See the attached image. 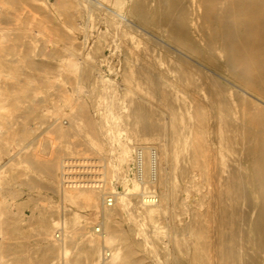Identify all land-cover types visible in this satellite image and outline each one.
<instances>
[{
  "label": "bare ground",
  "instance_id": "bare-ground-1",
  "mask_svg": "<svg viewBox=\"0 0 264 264\" xmlns=\"http://www.w3.org/2000/svg\"><path fill=\"white\" fill-rule=\"evenodd\" d=\"M130 1L127 8L119 9L107 0L81 4L89 16L92 9L99 11L106 23L131 38L124 49L140 64L130 71L129 87L144 85L151 105L174 108L178 99L182 111L171 146L155 148L156 176L152 148L140 146L145 150V170L135 185L142 189L140 196L152 194L158 201L147 205L140 198L141 211L129 215L132 220L153 219L165 215L170 206L179 207L195 231L190 264H264V0ZM77 50L72 45L70 67H79L83 79H92L95 73V80L107 87L101 72H93V64L80 62ZM164 57L170 60L172 76L162 67ZM178 91L185 92L181 99ZM142 109L137 106L148 131L143 141L148 143L163 124L155 109ZM130 150L124 145L118 165L131 161L126 156ZM99 163L93 165L85 158L60 163L63 198L99 211V201L105 203L114 193V208L125 207L131 200L130 189L113 190L111 179L119 182L121 176L111 174L115 167L106 160ZM175 169L180 172L178 184L172 175ZM69 174L72 177H66ZM32 214L39 218L44 242L37 264H47L53 252L45 241L54 229L63 230L58 254L67 264H97L107 253L103 264H145L106 206L96 217L99 232L93 227L88 238L84 232L75 237L64 221L50 220L33 208ZM131 225L146 235L153 253L162 252L164 237L172 240L177 233L173 221L152 230L139 229L136 222Z\"/></svg>",
  "mask_w": 264,
  "mask_h": 264
},
{
  "label": "rangeland",
  "instance_id": "rangeland-1",
  "mask_svg": "<svg viewBox=\"0 0 264 264\" xmlns=\"http://www.w3.org/2000/svg\"><path fill=\"white\" fill-rule=\"evenodd\" d=\"M81 1L0 0V264H37L44 242L32 208L50 220L64 221L75 237L84 232L88 238L104 206L114 213L116 224L128 233V242L145 264H190L196 241L190 217L170 206L163 216L132 220L129 213L141 211L142 189L132 179L131 161L126 165L116 161L124 145L131 149L126 155L129 159L136 145L170 147L181 124L180 100L174 108L151 105L144 85L129 87L130 71L140 64L124 49L131 38L106 23L99 11L92 9L89 16ZM107 1L117 9L132 3ZM72 45L81 63L93 64V72H101L107 87L95 80V73L92 79H83L79 67H70ZM119 46L123 47L120 52ZM161 64L165 74L172 76L170 60L164 57ZM184 93L178 91L177 97L181 99ZM137 106L144 112L155 109L163 124L148 143L143 141L148 131ZM59 129L71 131L62 134ZM180 157L178 149L177 162ZM83 158L93 165L115 161L110 164L115 167L111 174L121 176V181L111 179V187L122 193L130 189L131 200L125 207L115 209L99 201L97 211L63 198L59 164ZM172 175L178 184L180 172L175 169ZM170 221L177 233L172 240H161V253L150 251L146 235L131 225L136 222L139 229L152 230ZM63 237L60 229L47 236L45 243L53 246L47 264H67L58 254Z\"/></svg>",
  "mask_w": 264,
  "mask_h": 264
},
{
  "label": "built area",
  "instance_id": "built-area-1",
  "mask_svg": "<svg viewBox=\"0 0 264 264\" xmlns=\"http://www.w3.org/2000/svg\"><path fill=\"white\" fill-rule=\"evenodd\" d=\"M155 148L151 149V158L153 160V175L156 176V156H155ZM145 150H143L139 145H136L131 152L130 159H131V176L133 177L132 179L135 180H141L143 173H144V156ZM142 201L147 204L151 205L156 203L158 200L157 198H154L152 194H145L144 196H141ZM116 203V195L110 194L106 198V204L109 207H113ZM99 226L96 227L97 233L99 232ZM109 257V254H105L103 258L97 263V264H103V262Z\"/></svg>",
  "mask_w": 264,
  "mask_h": 264
}]
</instances>
